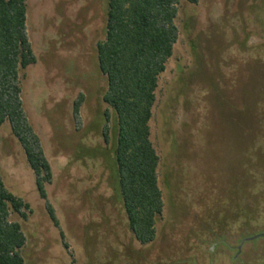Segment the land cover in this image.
<instances>
[{"label":"rangeland","instance_id":"1","mask_svg":"<svg viewBox=\"0 0 264 264\" xmlns=\"http://www.w3.org/2000/svg\"><path fill=\"white\" fill-rule=\"evenodd\" d=\"M26 2L36 63L21 73L23 107L52 169L47 197L68 248L6 122L1 176L31 209L25 221L10 218L26 237L24 264H264V237L243 239L247 187L264 191V0H180L149 123L164 208L147 246L128 230L111 178L113 135L109 145L102 136L96 44L107 0Z\"/></svg>","mask_w":264,"mask_h":264},{"label":"trees","instance_id":"2","mask_svg":"<svg viewBox=\"0 0 264 264\" xmlns=\"http://www.w3.org/2000/svg\"><path fill=\"white\" fill-rule=\"evenodd\" d=\"M196 4L197 0H187ZM180 0H107L104 38L96 44L98 68L106 81L102 101V136L113 147L110 166L113 188L134 240L141 246L154 242L156 224L164 204L158 186L159 157L150 140V120L159 76L165 71L178 40L175 20ZM26 0H0V128L10 126L32 172L35 189L62 245L68 244L48 201L46 186L52 169L39 136L23 107L21 73L36 63L27 35ZM82 96L75 101L73 117L79 122ZM1 142V137H0ZM252 177V176H248ZM244 241L264 234L254 219L264 205V191L245 193ZM28 203L5 187L0 172V264H24L21 250L26 237L17 221L28 219Z\"/></svg>","mask_w":264,"mask_h":264},{"label":"water","instance_id":"3","mask_svg":"<svg viewBox=\"0 0 264 264\" xmlns=\"http://www.w3.org/2000/svg\"><path fill=\"white\" fill-rule=\"evenodd\" d=\"M259 237H264V234H261V235H258V236H254V237L248 238L245 241H252V240H255V239L259 238Z\"/></svg>","mask_w":264,"mask_h":264}]
</instances>
